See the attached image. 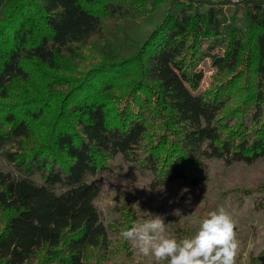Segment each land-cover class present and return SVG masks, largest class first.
Segmentation results:
<instances>
[{"label": "trees", "instance_id": "1", "mask_svg": "<svg viewBox=\"0 0 264 264\" xmlns=\"http://www.w3.org/2000/svg\"><path fill=\"white\" fill-rule=\"evenodd\" d=\"M228 4L241 12L244 29L233 18L226 23ZM7 5L11 16L0 21V100L9 98L14 80H29L28 63L59 70L74 46L102 34L106 19L136 18L140 9L148 29L133 53L105 56L64 93L36 148L25 146L32 124L51 105L0 117V153L16 170L0 169V211L8 213L0 264H86L89 251H105L106 228L94 204L100 188L88 178L117 155L130 169L149 173L153 189L178 180L197 185L206 160L251 164L264 156V0H0V12ZM112 43L118 55L127 52ZM243 51L251 53L252 74L240 104L223 112V91L231 93ZM199 55L232 75L213 93L198 91L202 74L192 59ZM134 65L137 76L113 106L109 93ZM150 125L159 132L146 143Z\"/></svg>", "mask_w": 264, "mask_h": 264}, {"label": "rangeland", "instance_id": "2", "mask_svg": "<svg viewBox=\"0 0 264 264\" xmlns=\"http://www.w3.org/2000/svg\"><path fill=\"white\" fill-rule=\"evenodd\" d=\"M239 1L241 0H229L232 4ZM229 6L226 8L229 9L225 14L226 23L232 22L233 18L235 26L244 29L241 12L237 11V7ZM10 8L11 5H7L0 12V21L8 18ZM138 14L141 15L136 18L127 17L124 21L104 20L102 34L92 37L84 45L74 46V54L63 59L64 65L59 70H48L41 65L28 63L29 80H14L11 83L9 98L0 100L1 118L9 113L18 115L26 107L35 112L39 108L52 106L32 124L33 136L26 142L27 149L36 148L47 139L48 131H44L55 119L59 102H64L69 89L82 81L93 66L105 61V56L110 54L118 60L125 58L128 51L134 52L143 39V31L148 29L146 24L143 25V13L140 9ZM12 17L16 18L17 14ZM1 24L0 26H4ZM128 37L134 38V43L126 44ZM116 40L127 50L126 53L118 55L121 49L112 43ZM106 43L113 45L112 52L103 45ZM246 46H251L250 40ZM214 51L218 52V49ZM251 59L249 51L241 53L240 65L236 69L237 79L233 80L230 88L232 91H223V96L228 99L223 112L235 108L242 101L252 74ZM126 62L127 59L119 65ZM194 63L195 71L202 74L198 87L200 92L213 93L232 78L231 73L229 76L219 73L206 56L193 58L192 64ZM126 67L129 74L120 76L115 89L109 93L113 96V106H117L123 94L128 91V83L139 71L138 65ZM158 132L157 127L150 125L144 142L154 139ZM140 146L143 147V141ZM129 166V163L117 155L107 161L106 171L88 178L100 188L94 204L106 228L108 247L105 251H89L86 264H167L166 260L157 262L153 257L141 254L134 241L124 240L119 236L121 229L131 227L134 222H140L150 214H161L167 223L165 234L180 239L195 234L202 219L220 206L229 210L237 220L235 230L240 246L236 264H264V156L251 164L239 162L226 165L222 160H206L202 170L204 179L197 185L178 180L155 189L150 187L149 173L140 168L130 169ZM0 169L16 173L15 168L1 153ZM7 215V212L0 211V229Z\"/></svg>", "mask_w": 264, "mask_h": 264}, {"label": "clouds", "instance_id": "3", "mask_svg": "<svg viewBox=\"0 0 264 264\" xmlns=\"http://www.w3.org/2000/svg\"><path fill=\"white\" fill-rule=\"evenodd\" d=\"M237 220L225 207L211 211L200 222L195 234L177 239L166 235L167 223L161 214H150L131 227L121 229L119 236L134 241L138 251L155 261L167 264H236L240 242Z\"/></svg>", "mask_w": 264, "mask_h": 264}]
</instances>
